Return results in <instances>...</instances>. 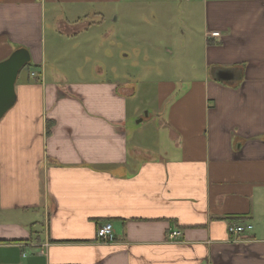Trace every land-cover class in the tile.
<instances>
[{
    "label": "crops",
    "instance_id": "obj_1",
    "mask_svg": "<svg viewBox=\"0 0 264 264\" xmlns=\"http://www.w3.org/2000/svg\"><path fill=\"white\" fill-rule=\"evenodd\" d=\"M175 5L203 19L205 77L159 83L155 124L101 63L95 80L50 77L48 21L74 55L112 52ZM21 48L30 78L0 121V264H264V0H0V62Z\"/></svg>",
    "mask_w": 264,
    "mask_h": 264
},
{
    "label": "rangeland",
    "instance_id": "obj_2",
    "mask_svg": "<svg viewBox=\"0 0 264 264\" xmlns=\"http://www.w3.org/2000/svg\"><path fill=\"white\" fill-rule=\"evenodd\" d=\"M147 8L149 6L138 11L140 14L152 12L150 8L147 11ZM183 9L182 5H175L169 12L172 19L164 21H144V18L133 20V42L123 28L121 46L111 52L109 47L107 50L109 45H105L106 50L101 53L89 51L87 48L76 55L70 53L64 45L58 43L60 38L52 36L51 22L48 21L45 60L49 64L47 70L50 77L51 74H56L58 79L63 76L69 81H74L78 76H82L84 80H95L99 77L97 64L101 63L106 66V79L116 81L120 86H126L135 92L130 107L142 109L141 117L148 116V121L144 124H155L152 114L156 109L155 99L159 83H178L179 79L186 76L197 79L205 77V61L199 50L203 43V19L198 13L193 16L192 13H183ZM93 39L98 45L99 37L96 35ZM114 41L115 38H112L107 44L112 45ZM179 45H187L188 52H181ZM54 59L56 60L52 64ZM30 72L31 67H25L20 74L21 78L29 79Z\"/></svg>",
    "mask_w": 264,
    "mask_h": 264
},
{
    "label": "water",
    "instance_id": "obj_3",
    "mask_svg": "<svg viewBox=\"0 0 264 264\" xmlns=\"http://www.w3.org/2000/svg\"><path fill=\"white\" fill-rule=\"evenodd\" d=\"M31 62L26 49H19L6 60L0 62V121L17 102L16 84L21 71ZM231 72L221 74V79L230 78Z\"/></svg>",
    "mask_w": 264,
    "mask_h": 264
},
{
    "label": "built area",
    "instance_id": "obj_4",
    "mask_svg": "<svg viewBox=\"0 0 264 264\" xmlns=\"http://www.w3.org/2000/svg\"><path fill=\"white\" fill-rule=\"evenodd\" d=\"M252 229L253 226L251 224H238L228 228V231L231 235L239 238L245 235L247 232L251 231ZM180 236H181L180 232L174 231L170 233L169 239L171 241H175ZM97 238L99 241L103 243H112L115 240L114 228L112 224L106 223L103 226H101L97 231Z\"/></svg>",
    "mask_w": 264,
    "mask_h": 264
},
{
    "label": "trees",
    "instance_id": "obj_5",
    "mask_svg": "<svg viewBox=\"0 0 264 264\" xmlns=\"http://www.w3.org/2000/svg\"><path fill=\"white\" fill-rule=\"evenodd\" d=\"M27 67H31V64H28Z\"/></svg>",
    "mask_w": 264,
    "mask_h": 264
}]
</instances>
